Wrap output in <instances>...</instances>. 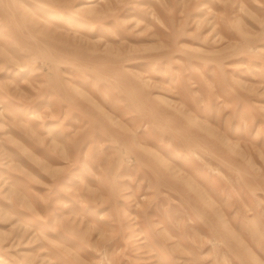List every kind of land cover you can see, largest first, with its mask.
<instances>
[{"label":"rangeland","instance_id":"374dc122","mask_svg":"<svg viewBox=\"0 0 264 264\" xmlns=\"http://www.w3.org/2000/svg\"><path fill=\"white\" fill-rule=\"evenodd\" d=\"M0 264H264V0H0Z\"/></svg>","mask_w":264,"mask_h":264}]
</instances>
